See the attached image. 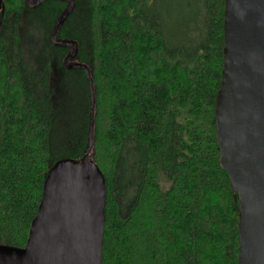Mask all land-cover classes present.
Wrapping results in <instances>:
<instances>
[{"label":"trees","instance_id":"trees-1","mask_svg":"<svg viewBox=\"0 0 264 264\" xmlns=\"http://www.w3.org/2000/svg\"><path fill=\"white\" fill-rule=\"evenodd\" d=\"M74 1L56 38L77 42L94 84L102 264H236L214 116L224 0ZM69 4L0 0V246H26L49 169L89 146L85 70L50 41Z\"/></svg>","mask_w":264,"mask_h":264},{"label":"water","instance_id":"water-1","mask_svg":"<svg viewBox=\"0 0 264 264\" xmlns=\"http://www.w3.org/2000/svg\"><path fill=\"white\" fill-rule=\"evenodd\" d=\"M44 0H27L30 8ZM56 21L50 41L71 46L67 69L85 70L90 90V138L84 162L63 159L48 171L24 248L0 246V264H102L106 188L90 160L95 91L89 67L71 61L78 49L57 39L74 0ZM222 71L215 97L221 168L238 199L236 264H264V0H224Z\"/></svg>","mask_w":264,"mask_h":264},{"label":"rangeland","instance_id":"rangeland-1","mask_svg":"<svg viewBox=\"0 0 264 264\" xmlns=\"http://www.w3.org/2000/svg\"><path fill=\"white\" fill-rule=\"evenodd\" d=\"M70 50H71V49H70ZM70 50H69V51H70Z\"/></svg>","mask_w":264,"mask_h":264}]
</instances>
